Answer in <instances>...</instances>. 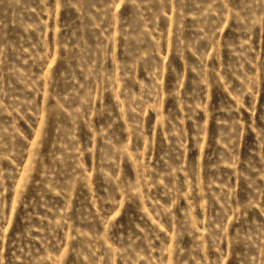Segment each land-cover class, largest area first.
Returning a JSON list of instances; mask_svg holds the SVG:
<instances>
[{"label":"rangeland","instance_id":"obj_1","mask_svg":"<svg viewBox=\"0 0 264 264\" xmlns=\"http://www.w3.org/2000/svg\"><path fill=\"white\" fill-rule=\"evenodd\" d=\"M0 264H264V0H0Z\"/></svg>","mask_w":264,"mask_h":264}]
</instances>
